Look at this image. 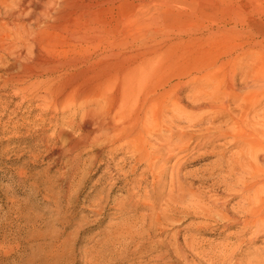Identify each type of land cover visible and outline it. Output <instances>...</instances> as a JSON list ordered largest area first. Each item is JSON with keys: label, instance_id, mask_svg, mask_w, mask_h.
<instances>
[{"label": "rangeland", "instance_id": "1", "mask_svg": "<svg viewBox=\"0 0 264 264\" xmlns=\"http://www.w3.org/2000/svg\"><path fill=\"white\" fill-rule=\"evenodd\" d=\"M41 3L0 0V264H240L264 256V235L228 229L209 212L219 202L215 210L235 215L243 203L230 190L239 177L226 167L239 152L234 144L191 143L182 152L176 142L166 146L170 132L152 141L137 126L106 137V125H81L93 103L43 98L71 75L126 68L155 51L149 96L171 86L191 107L200 86L242 90L250 61L264 57V0H53L33 13ZM74 38L73 52L60 49ZM35 40L50 44L43 60L75 59L77 67L30 79ZM257 106L264 115V101ZM232 252L234 260L224 259Z\"/></svg>", "mask_w": 264, "mask_h": 264}, {"label": "bare ground", "instance_id": "2", "mask_svg": "<svg viewBox=\"0 0 264 264\" xmlns=\"http://www.w3.org/2000/svg\"><path fill=\"white\" fill-rule=\"evenodd\" d=\"M41 2L31 6L33 13L44 12L42 8L50 5L53 0H41ZM3 9L9 16H15L13 9L8 7ZM20 15L21 13L17 17ZM32 42L31 49L36 54L37 61L35 68L30 69L28 75L30 79L46 77L48 79L61 71H66L67 67L73 66L74 69L77 67L75 59L72 62L71 59L70 62L43 60L42 51L47 42L44 45L39 40ZM75 48H77V38L68 41L60 49L73 52ZM155 53L156 51L153 55L141 53L130 61L126 68L125 66L113 67L109 64L105 67L106 69L100 70L101 73L92 75L89 69L71 76L66 72L67 74L64 75L69 74V77H65L66 81L63 85L46 87L44 101L53 104L52 106L61 107L76 104L86 107L82 105L84 102L93 103L94 108L85 110L81 125L87 128L95 124L106 125L109 130L106 137L111 134L115 137L128 135V127L137 126L136 128L141 127L140 134L150 137L152 141L160 140L163 132H170L171 135L164 137L166 146L176 142L180 145L177 150L180 149L182 152L189 151L191 143H196V147H211L213 150L216 149L214 143L219 140L234 144L239 152L237 156L235 155V161L230 163L232 160H229L226 167L230 174L239 177L238 181L230 186L232 187L230 190L235 192L234 196L240 195L243 203L238 206L235 215H231L225 207L222 210H215L220 207L219 202L215 205L212 203L213 206H210L209 212L226 223L228 229L239 225L243 231L255 228L257 232L255 239L259 235H264V115L256 113L257 104L264 101V57L259 56L250 61L251 74L245 75L242 90L228 87L220 94L219 90H212L209 85L200 86L194 94L192 106L185 107L171 86L151 96L146 92V86L157 71ZM232 106H236L239 110L235 111ZM135 109H139L140 112L132 115ZM88 135L87 133L82 140L78 141L77 145L74 143L77 149L87 145ZM148 144L153 149H158L149 141ZM151 156V153L141 155L148 162ZM214 166L215 169L222 170V160L219 159ZM235 255L236 252H232L230 255H225L224 259L234 260ZM240 264H264V256H253L248 258L247 262Z\"/></svg>", "mask_w": 264, "mask_h": 264}]
</instances>
